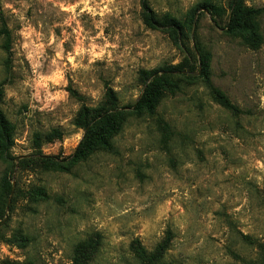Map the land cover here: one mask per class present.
Segmentation results:
<instances>
[{
	"label": "rangeland",
	"instance_id": "obj_1",
	"mask_svg": "<svg viewBox=\"0 0 264 264\" xmlns=\"http://www.w3.org/2000/svg\"><path fill=\"white\" fill-rule=\"evenodd\" d=\"M231 3L0 0V264H144L135 245L167 246L155 264H264V0H244L254 31L227 32ZM165 14L179 27L146 19ZM196 47L205 75L171 78L152 113L126 109L142 72ZM108 88L122 127L74 159L81 113Z\"/></svg>",
	"mask_w": 264,
	"mask_h": 264
},
{
	"label": "trees",
	"instance_id": "obj_2",
	"mask_svg": "<svg viewBox=\"0 0 264 264\" xmlns=\"http://www.w3.org/2000/svg\"><path fill=\"white\" fill-rule=\"evenodd\" d=\"M203 7L212 16L220 15L222 12L220 8L213 6L212 4H203ZM256 14V10L244 7V0H232L225 29L227 32H234L237 30L254 31V17ZM146 19L149 23L155 24L158 27L174 30L179 27L178 22L167 14L163 15L161 19L146 15ZM0 23V33L5 35L6 38L4 47L9 53L10 34L2 16L0 17ZM206 61L207 58L201 49L196 47L193 60L185 58L182 62L175 65L164 66L159 69L142 72L147 82L145 83L143 91L137 101L134 104L127 106L126 109L134 111L135 113H141L143 110L152 113L153 108L159 101L163 88L169 83L171 78L178 76L190 77L199 65L202 69L201 75H205ZM210 90L214 101L219 106L232 114L240 113L238 107L233 105L221 92H219V90L216 88H210ZM105 95L106 101L104 103L91 110L85 108L81 113L82 116L79 119L78 125L84 129V135L72 155L74 159L83 157L85 154L92 152L99 146H108L109 139L116 135L122 127V114L124 112L118 106L115 92L111 88H108ZM11 129L10 123L0 111V139L8 140L10 138ZM5 184L6 192L0 208V225L1 220L4 217L7 195L11 190L9 182L6 181ZM133 248L137 252V255L144 261V264H155L167 246H159L156 254H148L144 248L139 245H135Z\"/></svg>",
	"mask_w": 264,
	"mask_h": 264
}]
</instances>
